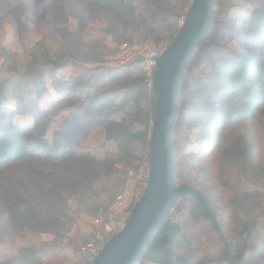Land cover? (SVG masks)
<instances>
[{
    "label": "rangeland",
    "instance_id": "obj_1",
    "mask_svg": "<svg viewBox=\"0 0 264 264\" xmlns=\"http://www.w3.org/2000/svg\"><path fill=\"white\" fill-rule=\"evenodd\" d=\"M115 1L117 9L112 12L95 0H0V133L5 129V115L9 111L15 124L29 125L34 134L48 123L49 140H58L61 149L67 152L94 157L97 170L109 174L98 178L87 191L85 201L74 187L63 189L72 221L58 237L28 229L16 230L6 223L1 213L4 209L2 186L9 185L0 170V262L14 259L23 247L34 245L44 264H90L87 243L94 239L93 221L107 216L108 211L102 216V208L109 210L116 196L139 172L144 158L148 159L153 119L145 122V116L138 112L137 100L149 106L150 97L145 90H141L143 96L135 92L125 96L123 87L135 78H144L145 85L152 80L154 67L150 61L136 63L135 60L150 55L159 43L172 41L192 0ZM160 3L166 5L167 13L155 16V5ZM216 8L218 22L190 63L185 90L179 98L180 120L194 118L195 125L178 136L177 175L193 186H206L209 194L205 197L216 212L218 222L224 221V228L230 234L229 237L225 233L232 261L240 260L244 248L241 264L246 260H250L249 264H264V212L259 211L261 224L251 238L247 239L246 235L241 238L233 213L248 219L243 210L230 206L232 196L222 184L223 177L213 179L196 165L208 162L210 172L216 169L217 174L219 157L211 153L200 164L194 158L199 152V132L193 135L197 123L207 124L208 129L213 120L202 114L204 110L211 113L213 110L212 100L201 93L202 83L214 62L228 48L239 47L247 38L245 21L255 8L264 9V0H220ZM155 19L158 22L151 24ZM244 127L258 141L256 164H259L256 168L233 169L228 177L234 189L262 197L263 111L239 123V129ZM120 129L132 136H124L121 145L108 138L109 131L120 136ZM55 165L39 159L18 162L12 172L20 180L17 189L20 195L36 201L42 193L37 179L51 185L62 174L66 175L61 165ZM207 218L191 203L180 216L177 208L171 215L172 223L178 221L182 233L192 240L193 250L206 255L205 264H232ZM85 254L87 257L83 258Z\"/></svg>",
    "mask_w": 264,
    "mask_h": 264
},
{
    "label": "trees",
    "instance_id": "obj_2",
    "mask_svg": "<svg viewBox=\"0 0 264 264\" xmlns=\"http://www.w3.org/2000/svg\"><path fill=\"white\" fill-rule=\"evenodd\" d=\"M95 1L104 4L103 6L112 12L117 9L115 0ZM154 12L155 16L160 12L167 13L166 5L156 4ZM157 22L155 19L151 24ZM217 22L218 8H216L214 24ZM245 26L249 32L247 38L239 47L228 48L226 53L214 62L212 70L202 83L201 93L204 97L212 100L211 108L213 109L212 113L204 110L202 114L211 116L213 120L208 129L207 124L197 123L198 128L194 130L193 135L199 132L197 142L199 152L194 156L199 164L204 159L207 160L211 153H215L217 158L219 157L217 174L214 173L216 169L211 171L212 173L210 172L208 162L196 165L204 175L213 176V179L223 177L222 184L229 188L228 193L232 196L229 201L230 206L232 205L233 209L243 210L248 219L233 213L239 230L238 234L241 238L242 235H246V238L250 239L261 224L259 211L264 212V196L257 197L251 192H240L234 189L228 175L233 169H242L245 166L256 168V165L259 164H256L259 154V146L256 144L258 141L252 138L245 127L239 129V123L254 117L257 111L264 113V9L255 8L252 10L251 15L245 21ZM210 34L211 32L207 40ZM48 62L54 63L53 61ZM190 69L191 66L188 71ZM185 82L186 79L182 82L181 93L185 90ZM123 88L126 90L125 96H130L131 92L143 96L141 90L146 91L151 104L144 106L138 99L137 106L138 112L145 116V122H150L154 115V96L151 87L145 85V79L142 77L132 79L130 84H125ZM180 106L182 107L181 102ZM5 116L6 126L0 133V170L6 177L9 187L2 186V206L4 208L1 212L2 216L13 229H28L40 234H54L60 237L72 221L63 189L74 187V190L77 189V193L81 194L82 200L85 201L87 191L94 186L98 178L105 175L109 177V174L106 171L97 170L99 167L96 166L97 162L94 157L77 154L74 151L67 152L61 149L58 140H49L46 136L48 123L47 127L43 126L38 133L34 134L29 125L15 124L11 111ZM258 118L260 121V115ZM193 119L181 121L179 115L174 132L175 147L178 146L182 131L189 132L191 125H195L192 123ZM122 130L119 131L120 136L109 131L108 138L114 139L121 145L122 140L125 141L124 136L132 137ZM34 159L53 162L56 167L61 165L63 171H66V175L62 174L51 185H45L43 181L37 179L42 193L36 201H30L20 195L17 190L20 180L12 171L15 170L14 167L18 162H31ZM76 162L77 168L74 169ZM180 177L181 175L178 174L176 178L179 184L192 185L191 182L184 181ZM197 187L204 192V196L208 197L206 186L197 185ZM188 203L193 204L207 218L199 199L195 197L189 198L185 204L177 207L179 216L186 209ZM102 209V216H106L108 209ZM218 223L230 237L224 228V221L220 220ZM183 235L186 237L185 239ZM187 241H189L188 237L182 233V227L176 221L172 223L170 231L162 229L155 234L144 257L137 264L145 261L154 264H205L203 259L206 255L196 252V249L193 250L192 240L188 243ZM190 251L191 253L187 255V252ZM232 251L234 254V249ZM258 254L261 253L258 251ZM85 256L86 254L83 258ZM249 262L250 260H246L244 263L249 264ZM0 264L44 263L36 247L27 245L20 250L18 257L0 262Z\"/></svg>",
    "mask_w": 264,
    "mask_h": 264
},
{
    "label": "water",
    "instance_id": "obj_3",
    "mask_svg": "<svg viewBox=\"0 0 264 264\" xmlns=\"http://www.w3.org/2000/svg\"><path fill=\"white\" fill-rule=\"evenodd\" d=\"M217 0H192L182 18L180 29L168 47L155 55L141 56L136 63L150 61L152 80L146 81L154 96V115L149 137V178L140 199L134 204L124 227L105 241L97 254L88 253L90 264H137L155 234L170 231L171 215L188 198H198L218 238L224 244L229 263L230 242L218 223L210 201L195 186L180 185L177 178L174 132L181 112L179 98L182 82L198 48L207 41L214 21Z\"/></svg>",
    "mask_w": 264,
    "mask_h": 264
},
{
    "label": "built area",
    "instance_id": "obj_4",
    "mask_svg": "<svg viewBox=\"0 0 264 264\" xmlns=\"http://www.w3.org/2000/svg\"><path fill=\"white\" fill-rule=\"evenodd\" d=\"M169 44V42L159 43L152 48L150 55L161 54ZM149 64L151 67L153 66L151 62ZM149 171L148 159L145 157L139 172L127 183L124 191L120 192L110 205L107 216L98 217L93 221L94 239L87 243L91 253L97 254L105 241L124 227L129 212L144 191ZM90 259L92 258L90 257Z\"/></svg>",
    "mask_w": 264,
    "mask_h": 264
}]
</instances>
